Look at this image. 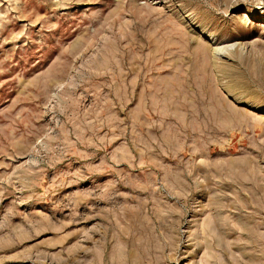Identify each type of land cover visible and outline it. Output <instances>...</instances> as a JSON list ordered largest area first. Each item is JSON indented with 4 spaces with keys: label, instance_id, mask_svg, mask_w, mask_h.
Returning <instances> with one entry per match:
<instances>
[{
    "label": "rangeland",
    "instance_id": "obj_1",
    "mask_svg": "<svg viewBox=\"0 0 264 264\" xmlns=\"http://www.w3.org/2000/svg\"><path fill=\"white\" fill-rule=\"evenodd\" d=\"M0 264H264V0H0Z\"/></svg>",
    "mask_w": 264,
    "mask_h": 264
},
{
    "label": "bare ground",
    "instance_id": "obj_2",
    "mask_svg": "<svg viewBox=\"0 0 264 264\" xmlns=\"http://www.w3.org/2000/svg\"><path fill=\"white\" fill-rule=\"evenodd\" d=\"M244 14H241V17L243 16ZM203 36V35H202ZM209 36V35H208ZM208 40V39H207Z\"/></svg>",
    "mask_w": 264,
    "mask_h": 264
}]
</instances>
